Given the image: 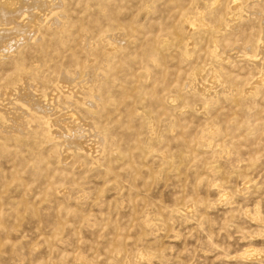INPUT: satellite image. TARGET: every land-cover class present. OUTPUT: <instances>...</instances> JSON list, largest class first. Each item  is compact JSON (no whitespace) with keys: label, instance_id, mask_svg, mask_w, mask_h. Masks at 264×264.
I'll return each mask as SVG.
<instances>
[{"label":"rangeland","instance_id":"374dc122","mask_svg":"<svg viewBox=\"0 0 264 264\" xmlns=\"http://www.w3.org/2000/svg\"><path fill=\"white\" fill-rule=\"evenodd\" d=\"M67 1L69 24L92 31L94 43L102 30L126 32L119 47L98 41L88 51L74 33L26 53L23 69L39 73L30 93L42 100L57 82L72 84L64 71L77 83L96 68L105 76L96 79L97 107L76 106L84 120L76 154L0 130V264H264L259 74L226 65L228 93L205 104L188 78L221 61L210 56V39L187 50L166 32L174 19L167 0ZM230 49L221 42L223 55L236 56ZM24 77L0 59V86ZM102 146L100 162L83 149Z\"/></svg>","mask_w":264,"mask_h":264},{"label":"bare ground","instance_id":"6f19581e","mask_svg":"<svg viewBox=\"0 0 264 264\" xmlns=\"http://www.w3.org/2000/svg\"><path fill=\"white\" fill-rule=\"evenodd\" d=\"M88 1L101 5L106 0ZM167 3L171 9L168 17L174 19L166 32L180 36L187 50L193 49L195 40L210 39L213 43L210 56L221 61L220 68L206 66L209 69H194L186 84L188 91L194 92L205 104L215 101L220 93H228L223 74L225 66L237 63L242 70L248 71L246 76L252 77L255 72L259 74V82L264 81V8L258 6L261 3L264 5V0H167ZM68 6L67 0H0V59L10 58L25 76L20 84L0 86V116L8 122L0 123V130L18 141L33 135L41 137L59 155L63 152L76 154L82 147L80 141L84 137L78 128L84 120L76 106H86L87 101L92 100V105L97 107L101 100L97 96L100 84L96 79L102 81L105 72L96 68L86 76L85 81L77 83L70 72L64 71L72 84L57 82L50 93L42 92L44 98H49L42 100L30 93L39 73L34 71V75L30 76L23 69L26 53L33 49L41 52L45 46L47 48V42L52 40L50 38L74 33L85 38L83 44L88 51L96 49L98 41L104 47L105 44L119 47L126 32L120 26H117L119 29L116 32L102 30L94 43L92 31L84 30L86 28L80 30L77 22L74 26L69 24ZM103 13H106L105 10ZM98 23L99 20L94 18V27H98ZM168 28L172 29L169 31ZM221 42L227 44L230 51H235L236 56L223 55ZM241 45L247 46V49L241 51ZM153 52L156 51L149 49V57L157 62V53ZM237 77L231 80L235 82ZM91 130L96 129L92 126ZM83 149L95 162L104 158L103 146L97 150Z\"/></svg>","mask_w":264,"mask_h":264}]
</instances>
